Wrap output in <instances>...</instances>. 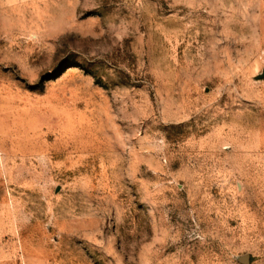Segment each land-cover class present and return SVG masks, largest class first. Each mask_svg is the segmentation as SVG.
<instances>
[{"label":"rangeland","instance_id":"rangeland-1","mask_svg":"<svg viewBox=\"0 0 264 264\" xmlns=\"http://www.w3.org/2000/svg\"><path fill=\"white\" fill-rule=\"evenodd\" d=\"M0 264H264V0H0Z\"/></svg>","mask_w":264,"mask_h":264}]
</instances>
